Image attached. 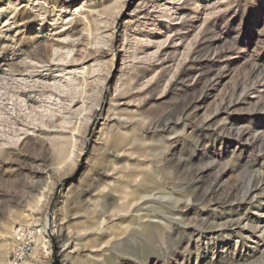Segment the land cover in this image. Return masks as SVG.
<instances>
[{
	"label": "rangeland",
	"instance_id": "1",
	"mask_svg": "<svg viewBox=\"0 0 264 264\" xmlns=\"http://www.w3.org/2000/svg\"><path fill=\"white\" fill-rule=\"evenodd\" d=\"M16 223V264H264V0H0V264Z\"/></svg>",
	"mask_w": 264,
	"mask_h": 264
},
{
	"label": "built area",
	"instance_id": "2",
	"mask_svg": "<svg viewBox=\"0 0 264 264\" xmlns=\"http://www.w3.org/2000/svg\"><path fill=\"white\" fill-rule=\"evenodd\" d=\"M10 237L9 261L11 264H16L25 260L33 250L36 232L28 225L16 223L11 229Z\"/></svg>",
	"mask_w": 264,
	"mask_h": 264
},
{
	"label": "water",
	"instance_id": "3",
	"mask_svg": "<svg viewBox=\"0 0 264 264\" xmlns=\"http://www.w3.org/2000/svg\"><path fill=\"white\" fill-rule=\"evenodd\" d=\"M86 151V149L84 150V152ZM83 160H84V157L82 156L78 165H77V168L75 169V171H73V173L67 175V176H64L62 177L61 179H59L57 182H56V185L53 189V192H52V195L49 199V202H48V205H47V210H46V220H47V224H46V232L51 240V242L53 243V245L55 244L54 243V238L52 236V233H51V224H52V212H53V209H54V206L58 200V197H59V194H60V191L63 187H66L71 181H73L75 178L78 177L81 169H82V165H83ZM56 248H55V245L53 246V251H55ZM56 262V257H54V261L51 263V264H55Z\"/></svg>",
	"mask_w": 264,
	"mask_h": 264
},
{
	"label": "bare ground",
	"instance_id": "4",
	"mask_svg": "<svg viewBox=\"0 0 264 264\" xmlns=\"http://www.w3.org/2000/svg\"><path fill=\"white\" fill-rule=\"evenodd\" d=\"M256 197V196H255ZM221 226V225H220Z\"/></svg>",
	"mask_w": 264,
	"mask_h": 264
}]
</instances>
